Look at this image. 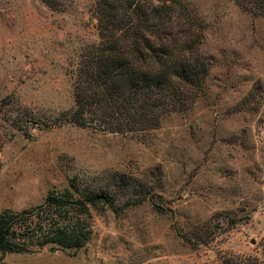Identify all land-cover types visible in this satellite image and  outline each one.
Returning <instances> with one entry per match:
<instances>
[{
    "label": "rangeland",
    "instance_id": "obj_1",
    "mask_svg": "<svg viewBox=\"0 0 264 264\" xmlns=\"http://www.w3.org/2000/svg\"><path fill=\"white\" fill-rule=\"evenodd\" d=\"M174 1L210 62L203 92L156 129L110 132L66 119L98 42L96 0H0V213L72 177L115 198L93 213L85 246L0 264L264 263V15L237 0Z\"/></svg>",
    "mask_w": 264,
    "mask_h": 264
},
{
    "label": "trees",
    "instance_id": "obj_2",
    "mask_svg": "<svg viewBox=\"0 0 264 264\" xmlns=\"http://www.w3.org/2000/svg\"><path fill=\"white\" fill-rule=\"evenodd\" d=\"M264 15V0H237ZM98 42L80 60L75 106L66 119L97 131L156 129L169 112L184 111L203 92L210 62L199 52L200 34L179 1L96 0ZM105 190L81 187L72 177L50 190L42 203L0 213V261L6 253L35 248L79 249L92 235L93 213L114 211ZM116 212V211H115ZM216 264H264L230 256Z\"/></svg>",
    "mask_w": 264,
    "mask_h": 264
}]
</instances>
